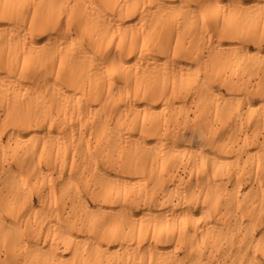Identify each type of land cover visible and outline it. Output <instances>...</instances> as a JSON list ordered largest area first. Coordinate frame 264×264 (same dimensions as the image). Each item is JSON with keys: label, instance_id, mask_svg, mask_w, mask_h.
Returning a JSON list of instances; mask_svg holds the SVG:
<instances>
[{"label": "clouds", "instance_id": "obj_1", "mask_svg": "<svg viewBox=\"0 0 264 264\" xmlns=\"http://www.w3.org/2000/svg\"><path fill=\"white\" fill-rule=\"evenodd\" d=\"M0 264H264V0H0Z\"/></svg>", "mask_w": 264, "mask_h": 264}]
</instances>
